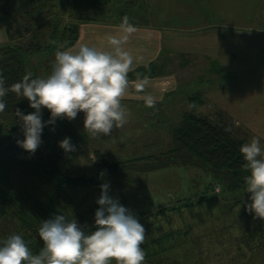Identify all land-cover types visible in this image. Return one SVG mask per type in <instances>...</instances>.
I'll return each mask as SVG.
<instances>
[{
  "label": "rangeland",
  "instance_id": "1",
  "mask_svg": "<svg viewBox=\"0 0 264 264\" xmlns=\"http://www.w3.org/2000/svg\"><path fill=\"white\" fill-rule=\"evenodd\" d=\"M17 1L0 0V8H16ZM38 1H42L41 6ZM258 1L145 0L140 7L128 8L124 1L114 0L104 9L108 15L98 22L120 24L122 17L128 16L131 24L162 28L172 40L179 38V44L171 42L163 58L154 63L160 68V75L148 80L154 81L155 99L159 103L163 100V104L150 108L145 103L133 105L122 100L130 113L128 122L119 131L114 128L110 136H89L81 122L85 118L83 112L69 120L86 136L85 141L73 144L76 150L71 154L70 173L96 176L97 152L109 151L110 154H103L108 161H121V172L98 177L101 184H109L108 195L128 208L144 227L146 239L141 247L146 254L145 264H264V220L245 210V204L251 203V194L229 191L222 185H219L221 192L215 193L218 183L209 167L191 156L179 160L168 153L174 147V131L188 114L207 116L216 124L231 126L235 137L246 142L254 136L233 117L231 110L240 119L243 96L248 98V93L241 90L256 88L259 70H263L259 67L258 54L252 52L253 44L242 41L243 36L253 37L261 26L264 28L261 25L264 2ZM191 3L198 13L196 16L185 8ZM70 5L71 0H32L27 9L31 12L37 8V11L32 16L18 15L16 28L21 30L23 39L15 43L29 45L33 34L26 29L44 22L49 28L59 24L63 30V25L72 22ZM2 17L5 16L0 13ZM201 25L215 26L208 31L214 36L208 37H215L216 46L210 41L201 46L211 47L206 51L214 53V58L192 43V38L183 40L184 34H192L190 31ZM111 31L110 35L117 33ZM227 51L229 54L224 56ZM260 63L264 64V57ZM50 72L42 67L38 75L46 77ZM163 78L167 81L160 89L156 84L162 83ZM136 82L130 81L128 89H136ZM257 91L261 94L258 88ZM249 94L259 96L252 91ZM261 96L264 97V91ZM8 122V116L1 114L0 124ZM2 134L0 127V138ZM69 193L80 201L88 197L91 228H81L86 234L95 231L94 216L99 207L96 200L101 192L75 189ZM189 203L194 206L187 207ZM12 234L23 237L12 218L0 210V239ZM43 246L33 243L30 249L40 251Z\"/></svg>",
  "mask_w": 264,
  "mask_h": 264
},
{
  "label": "clouds",
  "instance_id": "2",
  "mask_svg": "<svg viewBox=\"0 0 264 264\" xmlns=\"http://www.w3.org/2000/svg\"><path fill=\"white\" fill-rule=\"evenodd\" d=\"M118 28L119 35L106 38L111 50L84 44L62 50L65 46L57 45L51 72L46 77L33 78L28 72L21 81L5 87L0 73V113L6 108L4 97L8 92L26 98L35 109L27 115L20 109L15 111L24 135L17 143L26 152L34 154L40 146L46 124L63 118L73 120L79 112L85 114L84 129L93 138L102 134L110 136L114 128L119 129L128 122L130 113L122 100L128 93L133 57L124 45L137 29L128 16L122 17ZM147 83V77L140 79L138 74L137 91L143 92ZM143 99L146 107L157 103L152 95H145ZM42 108L51 113L46 122L42 121ZM59 146L65 152L76 150L69 137L60 141ZM239 151L244 160L242 168L248 173L244 178V192L251 194V203L245 204V210L254 213V218L264 220V146L259 137L253 136ZM100 187L95 231L86 234L75 218L55 215L42 221L38 229L44 246L36 254L20 234L0 240V264H145L146 254L141 247L146 239L144 227L128 208L108 195V183ZM219 191L217 185L216 192Z\"/></svg>",
  "mask_w": 264,
  "mask_h": 264
},
{
  "label": "trees",
  "instance_id": "3",
  "mask_svg": "<svg viewBox=\"0 0 264 264\" xmlns=\"http://www.w3.org/2000/svg\"><path fill=\"white\" fill-rule=\"evenodd\" d=\"M113 1L71 0L69 17H72V22L67 21L66 25L62 23L65 26L63 30L59 24L49 28L45 22L35 28H27L26 32L33 36L26 46L15 43L17 39H23L21 30L16 28L17 17L19 14L34 15L37 8L31 12L27 9L32 0H18L16 8H0L1 15L5 16L0 18V23L5 24L8 33V43L0 45V73L5 79V87L21 81L28 72L36 78L40 77L38 71L42 67L51 70L57 45L63 44L65 48L62 50L75 47L80 39L81 25L98 23L108 15L104 9ZM122 1L128 8L140 7L145 3V0ZM38 2L41 6L42 1ZM53 41L56 43L53 44ZM160 73V68L152 63L130 72L128 79L129 82L137 81L139 74L140 79L147 77V80H151ZM4 101L6 108L0 115L6 114L9 122L0 124L3 130L0 148L23 136L22 122L15 115L16 109H20L24 115L35 111L26 98L17 97L12 92H8ZM41 115L42 121H48L50 110L42 108ZM226 128L233 127L216 124L207 116L185 115L172 135L174 147L168 153L179 160L191 156L212 170L216 184L229 191H244V178L248 173L242 168L244 160L239 148L246 141L236 138L232 130L225 131ZM65 137H69L72 144L86 140V136L81 135L67 118L57 119L54 124L44 126L42 143L34 154L24 150L20 157H12L0 168V210L12 218L29 248L33 243H43L38 229L42 221L55 215L65 214L69 219L75 218L80 227L91 228L88 197L80 201L70 195V190L91 189L101 192V178L98 177L101 172L118 174L123 169L121 162H110L101 152H97L96 176L70 173L72 152H65L59 146ZM193 206L192 203L187 204V207ZM251 236L254 237V234ZM32 252L36 254L39 251Z\"/></svg>",
  "mask_w": 264,
  "mask_h": 264
},
{
  "label": "crops",
  "instance_id": "4",
  "mask_svg": "<svg viewBox=\"0 0 264 264\" xmlns=\"http://www.w3.org/2000/svg\"><path fill=\"white\" fill-rule=\"evenodd\" d=\"M258 2L261 3L262 0H259ZM153 4H157V2H154ZM185 8L187 9V11L193 13L194 14L193 16H196V14H198L193 3L187 4V7ZM185 8L182 7V10L183 11L186 10ZM262 24L264 25V21H261V25ZM118 26H119V23L112 24L108 21L100 22V23L83 24L81 25L79 42L75 45V47L77 45L84 44L90 47L101 48L102 50H111L110 46L108 45L106 37L112 33L111 30H116L117 33L115 34L119 35L120 33H119ZM134 26L136 27L137 31L129 37L127 43L124 45L125 50L130 52V54L133 57V65H132L133 70L132 71L138 68L144 67L146 65L159 62L160 59L163 58V52L167 50V48L169 49V44L171 42L172 44H175V43L177 45L179 44L178 37L172 40V38L169 36L167 32L166 33L163 32L162 28L152 27L150 25H145V24H138ZM214 27L215 26L201 25L199 28L197 29L195 28L196 30L190 31L192 32V34H184L185 37H183V40L185 38H192L191 42L192 43L194 42L197 45V47H201L205 43V41L206 42L210 41L216 46L217 42L214 39L215 37H212V38L208 37V36H214L213 32H208L214 29ZM102 32L104 33L106 32V34L104 35L102 34ZM202 32H206V33L202 34ZM242 41L246 45L253 44L252 52L258 54L257 60L259 61V67L263 68V70L261 72L259 70L260 77L258 79V85L256 86V88L248 87L247 88L248 90H245V89L241 90L244 93H248V98L245 99L243 96L244 101H243L242 109L240 112V119L235 112H233L232 110L231 112H232L233 117L238 119V121H240V123L244 127H246L247 130H249L252 134H254V136L259 137L261 139V145L264 146V97L261 96L262 91H264V78H263L264 77V64L260 63V59L264 57V28L261 26L258 34H255L253 37H251L250 35L247 37L243 36ZM6 43H8L7 27L5 26L4 23H0V45H4ZM202 49H203V52H209V51H206V49H211V47L202 48ZM210 52L209 54L211 55V57L213 58L216 57L214 53L212 54V52L211 53ZM227 53L229 54V52L227 51L223 55L226 56ZM222 56H219V57L222 58ZM251 60L253 59L251 58ZM227 66H228V63H227ZM166 79L167 78H163L162 83H158L156 84V86H158L160 89L164 88V83H166L167 81ZM159 81H161L160 78H159ZM152 83H154V81H148L143 92H138L137 89H134V88L131 90L128 89V93L123 100L130 101L133 105H136V103H139V102L145 103L143 99L145 95H152L155 98L156 91H154L153 89L155 84H152ZM257 88L259 89L261 94H259V92L257 91ZM155 90L158 91L159 89H155ZM249 91L257 93L259 96L251 97L249 94ZM206 98H208V94H206ZM156 101L158 104H163V100L160 103L158 99ZM157 103L155 104V106L158 105ZM81 122L84 123L83 119ZM115 131H119V130L116 129ZM110 146H114V145L112 144ZM170 148L172 149L173 146ZM170 148L168 152L171 150ZM112 152L115 153L114 151ZM107 153L110 154L109 151L103 152L105 156ZM113 162L116 163L118 161L114 160Z\"/></svg>",
  "mask_w": 264,
  "mask_h": 264
},
{
  "label": "water",
  "instance_id": "5",
  "mask_svg": "<svg viewBox=\"0 0 264 264\" xmlns=\"http://www.w3.org/2000/svg\"><path fill=\"white\" fill-rule=\"evenodd\" d=\"M23 139L24 135L0 148V168L4 162L10 160L12 157H20L24 153V149L17 143L18 140L22 141Z\"/></svg>",
  "mask_w": 264,
  "mask_h": 264
},
{
  "label": "built area",
  "instance_id": "6",
  "mask_svg": "<svg viewBox=\"0 0 264 264\" xmlns=\"http://www.w3.org/2000/svg\"><path fill=\"white\" fill-rule=\"evenodd\" d=\"M214 192L217 193V192H216V188L214 189ZM220 192H221V186H220V191H219V193H220Z\"/></svg>",
  "mask_w": 264,
  "mask_h": 264
}]
</instances>
